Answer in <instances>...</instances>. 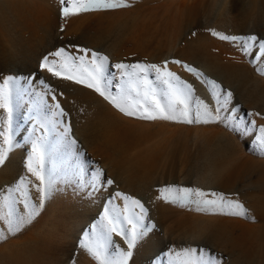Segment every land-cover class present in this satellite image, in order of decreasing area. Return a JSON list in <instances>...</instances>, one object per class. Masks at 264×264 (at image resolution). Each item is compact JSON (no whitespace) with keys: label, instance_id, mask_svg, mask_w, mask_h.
Here are the masks:
<instances>
[{"label":"rangeland","instance_id":"374dc122","mask_svg":"<svg viewBox=\"0 0 264 264\" xmlns=\"http://www.w3.org/2000/svg\"><path fill=\"white\" fill-rule=\"evenodd\" d=\"M44 1L53 5L59 22L58 29L54 32L55 37L56 35L57 37H54L50 43H54L56 40L61 43V45L55 46L48 52L64 47L68 52L76 53V48L73 46L84 47L107 56L110 65L121 62L162 65L165 60H181L197 68L206 78L215 80L225 90L231 91L233 97L230 107L237 109V116L243 117L246 121L254 120L257 127L264 125V103H258L260 108H256V110L251 101L243 100L237 86H235L236 90H234L235 87L233 90L226 87L217 75L207 70L208 68L202 60L198 63H190L174 57V55L162 60L150 59L151 53L157 55L159 52L167 51L174 26L184 18L183 16L188 11L183 7L189 5L190 8L193 1H199L205 5V13L202 16L203 27L200 29L204 34L218 41L217 43L212 42L206 37L201 42H194L193 45H197L198 47H196L201 49L200 52L203 51L212 61L216 58L214 61L228 64L236 70L238 69L240 73L243 72L245 76L250 77V85L248 84L246 88L253 91L256 88L254 86L259 85L256 90L263 93L264 76L260 75L256 68H264V63L252 61L250 57L243 58L244 56H240L242 63L224 60L227 57L231 58L225 56L227 54L226 48L237 49V47L234 43L213 37L211 31L215 30L229 36L236 35L232 32L235 28L232 19L241 14L245 6L248 11L252 12L259 9L262 5L264 6V0H125L129 5L128 7L104 12L81 13L66 19H62L60 16L61 4L59 0ZM181 1L184 2L182 6H180ZM34 3L38 5L40 0H0V78L5 75H19L35 81V83L27 86L29 89L27 95L22 99L15 97L13 99L11 127L16 147L9 154L6 164L0 167V192L6 194L7 187L15 186L23 178L28 182L31 202L37 206L39 205V194L32 187V185L38 184V181L27 172L24 162L30 152L29 138L43 134V130L38 129V121L42 120L46 114L48 117L51 116L49 112L53 103L51 94L46 93L40 86V79H44L52 88L61 107L67 113L65 117L61 118L59 125L55 128L50 126L49 141L55 146L64 124H69L72 129L71 139L76 140L77 144L74 147L69 145L53 147L46 165V172L55 169L59 173L55 191L46 199L45 207L31 224L15 236L0 243V264H74V262L75 264H95L90 257L81 252L78 248V242L83 232L89 230L92 224L100 220V216L104 213L106 207L111 210L115 206L117 211L123 210L124 202L119 198H115L116 192L140 199L148 209L149 222L156 226L152 238H156L157 242L155 241L156 244L151 247L152 253L149 255L148 261L140 264H154L156 259L166 262V253L169 248L179 249L195 246L210 249L219 258V264H264V155L257 151L254 135L232 131L225 128L223 124H218L215 127L214 124L181 123L174 125L175 128L172 127L171 130H167L163 120H158V123L161 122L157 125V120L153 121L154 124H151L152 121L123 115L101 96L89 89L100 97L106 106H109L107 108L111 109L105 111L94 110L97 114L95 113L91 116L92 118L90 117L95 133L90 145L92 150H88L84 144V135L80 132L79 122H73L71 114L61 101L67 84L66 81L54 79L47 72L39 69L40 59L48 52L41 57L39 53H36L29 59L21 54L11 56L2 53L3 51L12 50L10 49L11 39H18L19 35L27 32L26 27L34 22L33 15L35 14L34 8H36ZM221 7L224 16L219 15ZM227 12H230V15ZM87 25L92 26L90 36L94 35L99 29L110 31V34L97 41L96 44L98 45H95V47H91L85 42L77 44L68 42L74 37L75 33H79ZM248 27L249 30L254 28L253 25ZM61 28H63V31H61ZM23 30L25 32L20 34ZM249 34H255L259 39L263 38L261 40H264V32L259 33L255 28L252 33L236 36H247ZM188 44L190 43L182 41L180 47L184 48ZM118 53H121L122 56L117 59ZM79 54L82 55V53ZM204 54H201L202 57H206ZM221 58L223 59L221 60ZM168 68L193 86L196 98L213 106L204 84L187 73L181 66L169 64ZM108 73L110 74L109 80L113 85L109 90L115 95V85H117L115 80L119 77V74L114 67H109ZM113 76L115 79L112 78ZM254 83L258 85H254ZM78 86L88 89L82 85ZM32 93H35V95ZM41 97L43 98V105L38 110H33L40 104ZM28 104H30L29 111ZM249 113H252V115L249 116ZM257 113L259 115H256ZM94 115L96 116L94 117ZM5 119L6 114L0 109V131L4 127L3 121ZM153 125H155V130L152 127ZM160 125L162 126L160 127ZM150 126L153 129L151 132H155L153 133L155 135L154 139L137 147L134 143L138 137L137 132L147 130ZM159 127L160 129L163 128L161 129L163 132L158 134ZM34 129H37V131L34 132ZM208 143L215 148H213V152H211L212 146L210 149L207 146ZM216 147L221 148V155H213ZM201 151L202 153H200ZM110 156L111 158L117 157L120 164L128 168L129 166L130 168L133 167L132 169L140 173H143L144 170L149 171L153 180V183L149 185V189L136 193L119 189L120 186L117 185V181L110 177L107 172L108 169H106L108 167L106 162L110 159L105 160ZM144 160L146 161L143 162ZM103 161H105V165ZM71 162L72 164H70ZM12 163L15 167L14 165L12 167ZM77 167L82 168L84 181H90L96 168L102 169L106 177L114 181L110 187L105 185L102 190H99L100 193L107 192V196L105 198L100 196L93 210H87L93 192L87 186L80 188L76 183L77 175L75 172ZM221 167H223V170ZM228 168L230 170H226ZM217 171H223V174H225H222V180L224 179L223 181L227 183L231 182L230 184L236 189L230 191L218 188L214 184L211 185L209 181L216 177ZM234 171L237 174L233 177H238L237 179L234 178L236 182L231 177ZM261 184L262 188H260ZM166 185L222 193L227 199L242 203L247 210L249 219L229 215L197 213L189 208L165 203L157 199L159 195L157 189ZM154 200H156V203ZM158 203L159 205L161 203L162 210L160 214L156 212ZM18 207L20 206L18 205ZM256 210L259 213L255 212ZM75 214L77 216L85 215L88 222L74 230L71 223L75 220ZM0 231H6V229L0 226ZM212 236L214 237L210 238ZM41 238L43 240H40ZM37 239L43 242L39 243ZM112 239L117 246L123 244V241L114 234ZM213 239L216 241L214 242ZM230 249L233 252L236 251V255ZM132 264H135L134 258Z\"/></svg>","mask_w":264,"mask_h":264},{"label":"snow or ice","instance_id":"6c2138e0","mask_svg":"<svg viewBox=\"0 0 264 264\" xmlns=\"http://www.w3.org/2000/svg\"><path fill=\"white\" fill-rule=\"evenodd\" d=\"M59 2L62 19L81 13L111 11L129 6L125 0H59ZM192 34L196 35L195 32ZM211 35L222 41L234 43L242 56L264 63V40L259 39L255 34L229 36L212 30ZM73 47L76 48V53H70L64 47H59L45 54L39 61L40 71L47 72L54 79L71 81L91 89L128 117L186 124H223L232 131L242 134L252 133L257 151L264 155V125L257 127L254 120L246 121L243 117L237 116V109L230 107L232 92L225 90L215 80L206 78L197 68L178 59L165 60L162 65L143 62H121L110 65L108 57L98 51L79 46ZM169 64L183 67L187 73L204 84L213 106L196 98L193 86L170 71ZM109 67H114L119 74L115 95L109 90L113 86L109 80ZM256 70L264 76V68L257 67ZM112 78L115 79L114 76ZM0 80H2L0 109L6 114L4 127L0 131V167H3L9 159V154L16 147L11 127L13 99L14 97L22 99L27 95L29 92L27 86L35 81L19 75H5ZM39 84L46 93L51 94L53 102L49 109L51 116L48 117L46 114L38 121V129H42L43 134L29 138L30 152L24 162L27 172L38 181V184L32 187L39 194V205L31 202L28 182L23 178L15 186L7 187L6 194L0 192V226L6 229L0 231V243L31 224L45 207L46 199L55 191L59 173L55 169L46 172L53 147L62 145L74 147L77 144L76 140L71 139L72 129L69 124H64L55 146L49 141L50 126L55 128L59 125L61 118L67 113L47 82L40 79ZM42 105L41 97L40 104L33 110H38ZM248 115L251 116L252 113ZM35 131L37 129H34ZM82 172V168H76V183L80 188L87 186L91 192L102 190L105 185L110 187L114 183L100 168L95 169L90 181L83 180ZM157 192L158 200L189 208L197 213L249 219L242 203L229 200L222 193L174 185L160 187ZM115 198L124 202L123 210L117 211L115 206L111 210L106 207L100 220L92 224L89 230L84 231L78 242L81 252L90 257L95 264H132L137 250L151 247L153 244L152 237L156 226L149 222L148 209L144 203L121 192H116ZM113 234L123 241L122 245H115ZM154 264H219V258L210 249L202 246L169 248L166 262L156 259Z\"/></svg>","mask_w":264,"mask_h":264},{"label":"bare ground","instance_id":"6f19581e","mask_svg":"<svg viewBox=\"0 0 264 264\" xmlns=\"http://www.w3.org/2000/svg\"><path fill=\"white\" fill-rule=\"evenodd\" d=\"M35 5H36V8L32 7V8H34V13H35L33 15L34 22L33 23L31 22L32 24H30V26L28 25V27H26L27 32H25V30H23L20 33V34H22L23 32H25L24 34L19 35L20 37L18 39L15 38L16 39V40L14 39L15 41L13 39H11L12 41L10 43L12 45H11L10 49H12V50L3 51L2 52L3 54H10L11 56H13L15 54H21L24 57H26L27 59H29L31 56L36 55V53H39L40 57H41L46 52H48L49 50L53 49L55 46L61 45L59 40H56L54 43H50V41L55 37V34H54L55 30L58 29V26H59L58 25L59 24L58 16L56 15V11L54 10L53 5L52 4L50 5L48 2H45L44 0H40V3L38 5L37 4H35ZM182 5H184V2L181 1L180 6H182ZM186 6H187V4H186ZM183 9H187L188 11H186L185 15L183 16L184 18H182L181 21L174 26V31H173V33L171 35L170 43H169V47L167 48V51L166 52H159L157 55L156 54L154 55V54L151 53L150 54V59L151 60H154V59L162 60V59H165V58H167V57H169L171 55H174V57H177L179 59L181 58V59L186 60V61H188L190 63H198V62H201V60H202L203 64L208 68L207 70H210V72H212L213 74L217 75L222 80V82L226 85V87H230V89L233 90L234 87L237 86V89H238V91L240 93V96L243 97V100L245 99V100H247V102L251 101L253 103V106L255 107V109L256 108H260L258 103L259 104L260 103H262V104L264 103V94H263L264 93L263 92L264 89L262 90L263 93L258 92V90H256V88H259L258 87L259 85L256 84V83H254V85H258V86H254L256 88L253 91H251L250 89H247L246 86H248V84H249V81H250L249 78L250 77L248 78V76H245L243 74V72H241L243 74L242 75L240 73V71H238V69L236 70V68H234V67H232V66H230L228 64H222L220 62L214 61L216 58L212 61L211 59L208 58L209 56L207 57V55H205L203 53V51H202V53L200 52L201 49L197 48L198 47L197 45H196L197 47L193 45L194 42H201L206 37H208L209 40L212 41V42L215 41L217 43V41H218V40H214V39L210 38L209 36L204 34V32L201 31V29H200L201 27H203V25H202V16L205 13V5H203L202 2L193 1V3L190 5V8H189V5H188L187 7H183ZM227 13H228V15H230V12H227ZM219 15L224 16V11H223L222 7L219 10ZM232 20L235 23V28L233 29L232 32H234V34H236V35H242L244 33H247V34L248 33H252V32H254V28L259 33L260 32L263 33L264 32V6L262 5L259 9L253 10V12L252 11H248L246 9V6H245L242 9L241 14H239L238 16H235ZM249 25H253L254 28L251 29L252 31L249 30L250 29L248 27ZM242 26H243V28H242ZM91 27L92 26L87 25L86 27L81 29L79 31V33H75L74 37H72L68 42L69 43H73V44H77V43H80V42H85L89 46L95 47V45H98V44H96L97 41L102 40L103 38L107 37L110 34V31H104V30L99 29V30H97L95 32L94 35L90 36L89 33L92 32ZM247 30H249V31H247ZM193 32H196V35H193L192 34ZM56 37H57V35H56ZM260 39H263V38H260ZM182 41H186L187 43H190V44H188V45L184 46V48H182V47H180V43ZM220 46H222V45H220ZM226 50H227V54H225V56H230L231 58L227 57L224 60H230V61H233V62L236 61V62L242 63V58L240 57L242 55L240 54L238 49L232 48V47H227ZM236 50H237V52H236ZM201 54L202 55L204 54L206 57H202ZM121 56H122V54L118 53L116 58L118 59ZM243 58H246V57L244 56ZM222 59L223 58H221V60ZM32 70H33V68H32ZM252 80H251V82H252ZM115 81L118 84L119 83V77ZM256 82H258V81H256ZM66 83L67 84H66V86L64 88V94L61 97V101L64 104L66 110L71 114L73 122H75V121L79 122V124H80V132L84 135V144L88 148V150H92V147L90 145H91L92 139H94V133L95 132H94V127H92L90 117L93 116V114H95V113L97 114V112H94V110L96 111L98 109L100 111H103V110L105 111V110L109 109V108H107L109 106H106L102 102L100 97L95 95L89 89L82 88L81 86H78V85L72 83L71 81H66ZM261 88H260V90H261ZM234 90H236V87H235ZM29 107H30V104L27 105L28 111H29ZM98 115H99V111H98ZM95 116L96 115H94V117ZM161 121H159V123ZM164 122L163 123L165 125L164 124L163 125L167 128V130L168 129L171 130L174 125L181 124V123H175V122H170V121H164ZM159 123H158V120H157V125ZM151 124H154L153 121H152ZM216 125H218V124H214L213 126L216 127ZM154 126L155 125L152 126L153 129H154ZM161 126L162 125H160V127ZM160 127H159L158 134L163 132V131H161V129H163V128L160 129ZM173 128H175V127H173ZM148 129H149V131H147ZM153 129L150 126V127L147 128V130H143V131L137 132L138 133L137 134L138 137H137V140L135 139L136 141H134V143H136L137 147L139 145H143V144L145 145V144H147L148 142H150L151 140L154 139L155 135L153 133H155V132H153V133L151 132V130H153ZM167 130H165V131H167ZM172 132H173V130H172ZM169 133H170V131H169ZM157 137H159V136H157ZM210 144H212V143H210ZM132 145H133V143H132ZM207 146H209V149H210V147L212 145L210 146L209 143H208ZM134 147H136V146H134ZM213 148L214 147L212 146L211 152H213L212 151ZM221 152H222L221 148L220 147L219 148L216 147V150H215L213 155H216V156L221 155ZM200 153H202V151ZM210 155H212V154L210 153ZM222 156H224V155H222ZM208 158H210V157H208ZM108 159H110V160L107 161ZM117 159H118L117 157L116 158H111V156H110V158H107L105 161H107L106 165L108 166V167H106V169H108L107 172H108V174H110V177L114 178L117 181V185L120 186L119 189H123V190H126V191L131 192V193L146 191V190L149 189V185H151L153 183V180H152V177H150L149 171L144 170L143 173H140L139 171H136L135 169H132L133 168L132 166H131L132 168H130V166L128 168L127 166H124V165L120 164ZM204 159H205V157H204ZM222 160H224V159H222ZM105 161H103V164H104ZM145 161L146 160H144L143 162H145ZM207 161H208V159H207ZM70 164H72V162ZM13 165L14 164L12 163V167H13ZM14 167H15V165H14ZM222 168L223 167H221V169ZM221 169H219V170H221ZM226 170H230V169L228 168ZM226 170H225V172H226ZM232 170H231V172H233ZM228 172L229 171H227V173ZM251 173H253V172H251ZM222 174H223V171H217L216 172V177H214L213 179H211V181H209V182H211V185L214 184L218 188H223L225 190H230V191L236 189L230 184L231 182L227 183V182L223 181L224 179L222 180V178H221ZM230 174H229V176H230ZM235 174H237L236 171H234V173H233V175L231 177H233ZM211 176H212V174H211ZM234 178H236V177H233V179ZM240 178H241V176H240ZM226 180H227V178H226ZM230 180H231V178H230ZM263 180H264V177H263ZM234 181H235V179H234ZM232 183H233V180H232ZM234 184L236 185V183H234ZM261 186H262V184L260 185V188H262ZM100 196L105 198L107 196V192L106 193H105V191L101 192V193L99 191L93 192L92 195H91V197H92L91 203L88 205L87 210H93L94 209V207L96 206ZM155 196H156V194H155ZM154 201L156 203V200H154ZM160 205H161V203H160ZM160 205L158 203V205L156 206V210H157L156 212H158L159 214L161 213V210H162ZM255 212H258V211L256 210ZM74 219H75L74 222L71 223L72 226L69 225L74 230H75V228H78V227H80V226H82V225H84V224H86L88 222V220L85 219V215H82V216H77L76 215V217ZM45 236H47V235H45ZM38 237H40V236H38ZM213 237L214 236H212L210 238H213ZM43 238H41L40 240H43ZM152 239H153V244L152 245H155L156 244L155 243V241H156L155 239L156 238H152ZM214 239H216V238H214ZM214 239H213V241H214ZM44 241H45V239H44ZM40 242L41 241H39V243ZM217 243H215V244L217 245ZM44 245H45V243H44ZM152 245H151V247H152ZM151 247L140 248L139 250L136 251L135 257H134L135 264L146 263L148 261V257L152 253V248ZM230 250L232 251V249H230ZM235 252H233V254H235ZM233 254H231V255H233ZM234 258L236 259V256Z\"/></svg>","mask_w":264,"mask_h":264}]
</instances>
